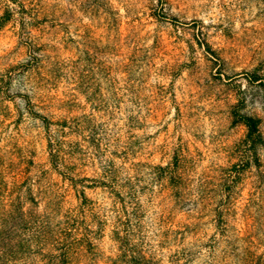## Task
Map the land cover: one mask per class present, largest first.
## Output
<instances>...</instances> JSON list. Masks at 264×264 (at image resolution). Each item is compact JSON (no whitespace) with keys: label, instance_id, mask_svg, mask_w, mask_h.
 <instances>
[{"label":"rangeland","instance_id":"rangeland-1","mask_svg":"<svg viewBox=\"0 0 264 264\" xmlns=\"http://www.w3.org/2000/svg\"><path fill=\"white\" fill-rule=\"evenodd\" d=\"M6 11L0 86L13 97L0 99V161L11 159L40 185L68 189L75 203L49 162L41 120L19 92L53 121L77 122L65 137L83 150L93 151L87 134L102 130L117 163L165 164L179 147L196 170L229 167L244 155L245 127L232 122L234 107L258 118L263 143L259 167L247 166L230 190L229 234L264 248V82L247 79L254 69L264 77V0H0V16ZM31 55L32 68L8 80L12 66ZM81 161L80 174H96L95 165ZM86 193L110 200L100 188ZM97 243L104 254L116 251L109 227ZM169 246L159 251L164 264Z\"/></svg>","mask_w":264,"mask_h":264},{"label":"trees","instance_id":"trees-1","mask_svg":"<svg viewBox=\"0 0 264 264\" xmlns=\"http://www.w3.org/2000/svg\"><path fill=\"white\" fill-rule=\"evenodd\" d=\"M8 18L6 11L0 24ZM204 44L205 51L213 54L205 40ZM35 59L31 55L13 65L14 70L6 73L8 80L32 68ZM247 79L264 82L255 69ZM19 93L28 112L41 120L49 162L67 179L75 203L68 199V189L40 185L11 159L0 161V264H164L159 251L167 244L174 245L168 247L169 264H264V248L259 250L252 237L229 234L233 231L226 217L234 182L247 166L260 165L263 138L256 116L231 109L232 122L243 124L245 134L244 155L229 167L196 170L187 150L179 147L165 164L137 160L126 165L117 163L116 153L108 151L104 131L87 134L93 151L83 150L79 141L65 137L68 128L79 126L77 122L53 121L35 109L26 91ZM11 97L7 87L0 86V99ZM81 160L95 165L96 174H80ZM141 167L148 180L139 174ZM87 188L106 192L108 204L89 196ZM219 193L223 198L218 200ZM204 217L212 223V233L203 230ZM106 227L116 243L114 254H104L97 243Z\"/></svg>","mask_w":264,"mask_h":264}]
</instances>
